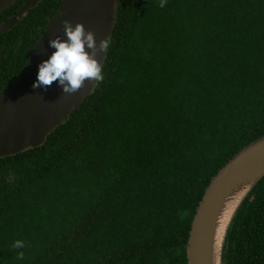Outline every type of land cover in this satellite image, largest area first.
<instances>
[{
	"label": "trees",
	"instance_id": "1",
	"mask_svg": "<svg viewBox=\"0 0 264 264\" xmlns=\"http://www.w3.org/2000/svg\"><path fill=\"white\" fill-rule=\"evenodd\" d=\"M59 3L41 0L0 34V90ZM158 5L116 0L104 80L40 145L0 158V264H186L210 178L264 136V0ZM220 264H264V176Z\"/></svg>",
	"mask_w": 264,
	"mask_h": 264
},
{
	"label": "water",
	"instance_id": "2",
	"mask_svg": "<svg viewBox=\"0 0 264 264\" xmlns=\"http://www.w3.org/2000/svg\"><path fill=\"white\" fill-rule=\"evenodd\" d=\"M17 1L0 0V14ZM36 1H26L17 16L1 23L0 34L12 28L17 17ZM115 7L116 0H60L18 74L10 85L0 90V158L40 145L92 91L94 85L87 81L85 87L73 95L62 94L55 82L46 91L32 88L37 65L54 51L48 47L49 40L57 36L66 39L61 22L67 20L73 27L76 23L83 24L86 31L95 34L98 44L111 33ZM103 58V54L97 56L101 64ZM262 176L264 136L239 150L210 178L190 222L185 246L186 264H220L227 227L239 203ZM231 198L237 200L226 224L216 233L220 211Z\"/></svg>",
	"mask_w": 264,
	"mask_h": 264
},
{
	"label": "clouds",
	"instance_id": "3",
	"mask_svg": "<svg viewBox=\"0 0 264 264\" xmlns=\"http://www.w3.org/2000/svg\"><path fill=\"white\" fill-rule=\"evenodd\" d=\"M167 0H159V7L164 8ZM66 39L59 36L49 40L48 47L54 51L47 59L37 65L36 79L33 89L47 90L55 82L62 94L73 95L85 87V82L98 86L103 80L102 64L97 56L108 51L111 39L106 37L97 41L92 31H86L83 24L75 26L64 20L61 22ZM187 215V212L183 213ZM11 247L20 250L26 247L25 242L16 240ZM16 258L24 259V252L17 251Z\"/></svg>",
	"mask_w": 264,
	"mask_h": 264
},
{
	"label": "bare ground",
	"instance_id": "4",
	"mask_svg": "<svg viewBox=\"0 0 264 264\" xmlns=\"http://www.w3.org/2000/svg\"><path fill=\"white\" fill-rule=\"evenodd\" d=\"M236 200H237V198H231V199L225 201V203L223 204V207L220 211V214H219L218 220H217V231H216V233H218L221 230L220 228H223L224 225L226 224L228 216H229L232 208L234 207ZM216 233H215V236H216Z\"/></svg>",
	"mask_w": 264,
	"mask_h": 264
},
{
	"label": "flooded vegetation",
	"instance_id": "5",
	"mask_svg": "<svg viewBox=\"0 0 264 264\" xmlns=\"http://www.w3.org/2000/svg\"><path fill=\"white\" fill-rule=\"evenodd\" d=\"M26 1H28V0H18L15 4H13V5H15V6H17V8L15 9V12L14 13H11L8 17H7V21L11 18V17H15V16H17L18 15V13H19V11L21 10V9H23L24 8V4L26 3ZM41 0H38V1H36L35 2V4L28 10V11H25V12H23V13H21L18 17H17V19L15 20V24L19 21V19H21L26 13H28V12H30L32 9H34L37 5H38V2H40ZM12 5V6H13ZM11 6V7H12ZM10 8V7H9ZM8 8V9H9ZM3 13V12H2ZM47 23V22H46ZM14 24V25H15ZM13 25V26H14ZM12 26V27H13Z\"/></svg>",
	"mask_w": 264,
	"mask_h": 264
}]
</instances>
